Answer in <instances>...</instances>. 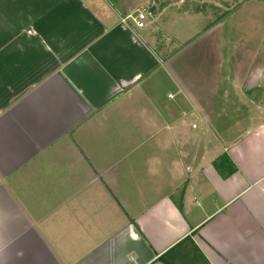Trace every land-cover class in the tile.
I'll list each match as a JSON object with an SVG mask.
<instances>
[{"label":"crops","instance_id":"obj_1","mask_svg":"<svg viewBox=\"0 0 264 264\" xmlns=\"http://www.w3.org/2000/svg\"><path fill=\"white\" fill-rule=\"evenodd\" d=\"M262 12L264 0H0V264H264ZM181 26L234 43L218 57L232 67L221 105L255 122L200 160L181 147L192 90L156 46L182 41Z\"/></svg>","mask_w":264,"mask_h":264},{"label":"rangeland","instance_id":"obj_2","mask_svg":"<svg viewBox=\"0 0 264 264\" xmlns=\"http://www.w3.org/2000/svg\"><path fill=\"white\" fill-rule=\"evenodd\" d=\"M242 7L243 3L240 4L236 2L230 7V11H228L227 14H231L233 13L232 11ZM260 14L264 16V12ZM167 30H170L172 33L173 27L167 28ZM178 31H180L182 41L179 43H177V41L169 42L167 45L156 46L158 49H164L165 47L167 51L171 50L170 54H167V51L165 52L162 49L163 56H166L167 59L166 68L175 78L177 77L179 79L184 88H191L192 90V93H190L188 89L192 103L191 107L188 109L193 113L186 119L191 123V126L192 123H197L198 128L194 130L191 129L192 133H194V138L182 144L181 147L188 152L191 151L192 156H197L199 160L206 151H211L214 153V156H217L221 153L220 148L223 146L222 144L225 138H229L228 140H231L229 142L232 143L245 131L250 130L249 128H252L255 124L253 121L244 122L241 117L243 116L242 113L245 110L244 108H225L221 105L224 90L231 86L228 85L226 78L223 80L221 73L222 70L226 74L232 72V67L226 63L224 67H222L218 57L223 50V46L226 48V53H228V48L230 50L234 43H232L233 45H228V41L227 45H224L228 38L223 31L222 33H220V31H215L211 36H208L205 33L206 28H203L199 31V34L190 38L184 36V27L181 26L177 29V32ZM227 31L229 33V29H227ZM260 31L263 32V29ZM185 39L187 40L184 41ZM223 39L225 43L222 42ZM249 46L251 49H255L258 45ZM260 46L262 49V45ZM257 62L263 63L264 61L260 60ZM244 72L246 73V69H244ZM164 88L167 93L169 91L175 92L177 89L174 87V84L170 83H167ZM211 92H213L214 101L212 98H209L208 93ZM237 94V91L234 90L230 93L229 98L226 96V100H229L230 105L233 104L234 100H238ZM248 110L253 111V109ZM256 122H258L257 119Z\"/></svg>","mask_w":264,"mask_h":264},{"label":"built area","instance_id":"obj_3","mask_svg":"<svg viewBox=\"0 0 264 264\" xmlns=\"http://www.w3.org/2000/svg\"><path fill=\"white\" fill-rule=\"evenodd\" d=\"M151 15H152V12L150 10H148L147 8H142L135 13V15L132 17V20L137 28H144L146 26V20L148 16H151ZM128 18H123L122 22L127 23ZM192 128L197 129L198 124L193 123Z\"/></svg>","mask_w":264,"mask_h":264}]
</instances>
